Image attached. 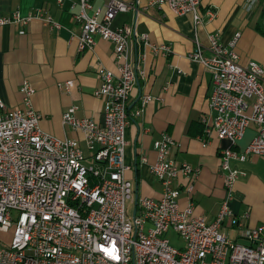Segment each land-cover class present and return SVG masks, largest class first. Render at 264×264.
Masks as SVG:
<instances>
[{"label": "built area", "instance_id": "2783aa9c", "mask_svg": "<svg viewBox=\"0 0 264 264\" xmlns=\"http://www.w3.org/2000/svg\"><path fill=\"white\" fill-rule=\"evenodd\" d=\"M201 2L149 4L190 14L196 30L202 20ZM79 6L74 14L81 25L79 49H89L96 35L114 44L117 72L98 67L100 82L94 90L103 99V121L75 116L74 105L63 112V122L83 134L84 149L76 138L61 139L40 128L28 81L20 87L22 106L8 107L0 98V264H264V223L247 226L229 207L233 185L242 174L229 160L264 155V63L241 64L233 49L236 37L224 45L217 32L210 33V54L205 55L194 36L189 58L200 62L212 81L211 113L201 119L206 135L234 145L250 124L255 125L254 135L240 151L220 147L225 195L215 218L207 220L193 213L192 202L179 207L182 190L193 189L197 169L169 157L173 139L163 133L153 143L157 159L149 166L162 185L160 197H138L135 213L129 215L127 201H133V190L125 175L129 166L123 161L124 130L153 97L143 94L139 106L129 109L130 92L143 71L129 54L130 26L112 27L111 22L117 13L137 10V5L108 0L101 19L100 9L88 12L90 0H80ZM31 16L13 11L0 17V25L25 24ZM138 39L148 43L147 34ZM151 48L170 50L167 44ZM141 159L147 160L145 155ZM225 221L234 227L235 237L223 229ZM168 232L181 245H172Z\"/></svg>", "mask_w": 264, "mask_h": 264}, {"label": "crops", "instance_id": "0c3cea01", "mask_svg": "<svg viewBox=\"0 0 264 264\" xmlns=\"http://www.w3.org/2000/svg\"><path fill=\"white\" fill-rule=\"evenodd\" d=\"M79 1L0 0V17L13 11L32 15L25 24L0 25V98L8 107L22 106L20 87L28 81L31 106L40 114V128L61 139L76 138L85 149L83 134L64 123L62 114L74 105L75 116L102 123L103 99L94 95L100 82L98 67L114 73L117 67L114 44L108 39L96 35L89 49H79L81 25L74 18ZM107 1L90 0L88 12L100 9L101 19ZM125 1L134 2L137 10L117 13L111 26H130L129 54L143 71L130 92L129 109L139 106L141 95L153 97L137 117H130L124 130L127 143L123 161L129 166L125 175L132 182V204L135 193L138 197H160L162 185L149 166L157 159L153 143L166 132L173 139L169 157L197 169L193 189L190 193L182 190L179 207L192 202L195 215L213 220L225 195L220 147L240 151L253 137L255 125L250 124L234 145L206 135L201 119L211 113V75L189 54L195 49V36L203 54L209 55L208 35L217 32L224 45L236 37L233 49L241 64L249 60L264 63V0H202V20L196 30L190 14H177L165 4H149L150 0ZM208 10L213 16L206 13ZM141 34H147L148 43L138 39ZM152 44H167L170 50L153 51ZM143 155L146 161H142ZM229 163L242 171L233 185L229 207L247 226L264 223V155L232 158ZM179 179L183 185V176ZM223 229L236 236L227 221Z\"/></svg>", "mask_w": 264, "mask_h": 264}, {"label": "rangeland", "instance_id": "374dc122", "mask_svg": "<svg viewBox=\"0 0 264 264\" xmlns=\"http://www.w3.org/2000/svg\"><path fill=\"white\" fill-rule=\"evenodd\" d=\"M133 195V194H132ZM133 209V204L132 201H127V214H131ZM167 237L169 238V241L172 245L178 247L179 245H181V240L172 232H168L167 233ZM4 239L8 240L9 239V235L4 236Z\"/></svg>", "mask_w": 264, "mask_h": 264}, {"label": "water", "instance_id": "95a60500", "mask_svg": "<svg viewBox=\"0 0 264 264\" xmlns=\"http://www.w3.org/2000/svg\"><path fill=\"white\" fill-rule=\"evenodd\" d=\"M137 198H138V196H137V194L135 193V195H134V207H133L132 214L135 213V207H136V204H137Z\"/></svg>", "mask_w": 264, "mask_h": 264}]
</instances>
